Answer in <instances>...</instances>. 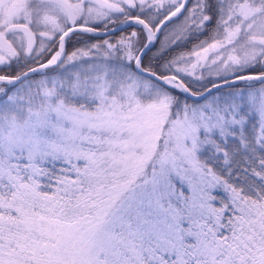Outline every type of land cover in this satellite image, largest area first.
<instances>
[{
    "label": "snow or ice",
    "instance_id": "6c2138e0",
    "mask_svg": "<svg viewBox=\"0 0 264 264\" xmlns=\"http://www.w3.org/2000/svg\"><path fill=\"white\" fill-rule=\"evenodd\" d=\"M0 264H264V0H0Z\"/></svg>",
    "mask_w": 264,
    "mask_h": 264
}]
</instances>
